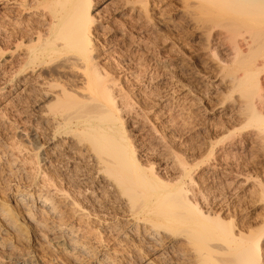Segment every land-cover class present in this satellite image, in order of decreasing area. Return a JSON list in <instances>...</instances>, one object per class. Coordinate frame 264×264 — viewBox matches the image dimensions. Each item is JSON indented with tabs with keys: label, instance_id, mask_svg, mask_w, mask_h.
<instances>
[{
	"label": "rangeland",
	"instance_id": "obj_1",
	"mask_svg": "<svg viewBox=\"0 0 264 264\" xmlns=\"http://www.w3.org/2000/svg\"><path fill=\"white\" fill-rule=\"evenodd\" d=\"M7 1L0 0V206L22 211L9 198L16 187L57 188L73 203L63 209L92 218L76 225L101 233L99 218L122 222L121 187L104 166L111 157L78 123L112 104L139 164L170 183L183 179L205 214L258 238L264 264V11L239 9L247 0L236 8L232 0H92L85 64L74 48L49 62L31 59L53 14L42 0ZM33 210L44 228L13 214L17 227L2 236L10 247L0 245V264L70 259L49 229L58 219ZM121 229L102 234L109 248L132 244L120 241Z\"/></svg>",
	"mask_w": 264,
	"mask_h": 264
},
{
	"label": "bare ground",
	"instance_id": "obj_2",
	"mask_svg": "<svg viewBox=\"0 0 264 264\" xmlns=\"http://www.w3.org/2000/svg\"><path fill=\"white\" fill-rule=\"evenodd\" d=\"M10 1L8 0L7 2L12 3ZM42 1L52 12L53 16L50 21V31L45 34L46 37L44 39L38 37L40 42H45H41L37 47L30 48L32 53L30 55L31 59L39 57L44 62H49V59L60 55L66 48H74L81 54L80 58L77 57L78 60L84 61L85 64L89 63L91 58L89 59L88 51L91 39L88 24L93 18L91 15L94 6H92V0ZM235 1L232 0V7L240 3L239 0L236 1L238 3ZM247 1L245 4L240 5L239 9H241L240 7L243 9L247 5L245 7L250 6L252 10L264 11V0ZM60 41L64 43H60ZM35 44L37 43L35 42ZM13 51L10 52V57ZM88 68L89 66L87 65ZM23 70L24 68L20 69L19 72ZM89 80L92 79L90 78ZM100 95L102 96V94L98 93L99 97ZM105 95L106 98L107 92ZM108 96L110 97L109 94ZM76 100L78 101V99ZM111 100L113 101V99ZM77 101H74L75 105ZM78 104L77 106H80ZM72 105L74 106L73 103ZM87 107L89 108V106ZM74 109L72 113L76 111ZM101 109L98 108V110ZM93 112L91 114L89 112L87 115L80 114L78 116V123H80L79 125L82 124L86 138L99 149V153H106L111 157L109 160L104 161V166L108 174L113 177L115 176V180L117 181L115 184L118 183V185L114 186L121 187V191L118 193L121 199H123L121 202L123 204L122 207H124V216L121 217L122 222L119 220L117 222L116 220L112 221L113 218L111 220L109 218H99L98 223L104 231L99 233L96 230L97 233L87 227V225H76L83 221L88 223L92 218L90 216L87 218L86 216L85 219L82 210H79L82 212H77L75 211L77 209L72 210V207H70L71 211H73L71 212L68 209H63L66 206L65 204L70 205L73 203H70L68 195L61 189L56 188L54 191L52 190L53 193H46L45 190H41L42 188L33 191L24 187H16L10 189L9 193V198L14 200V202L16 201L22 209L21 212L17 210L18 213L16 211L17 214H15L20 217L29 218V222L31 221L30 223H32V230L36 228V223V225H40L41 227L44 225V221L42 222L39 218V220L34 218L36 211L34 212L33 209L35 207L43 210V213L48 212L52 218L59 220V223H57L58 220L55 223L52 222L54 224L49 229L54 235L53 239L57 240L58 244L56 246L62 248L67 254L66 256L70 257V259L67 258L68 261L61 262L62 264H66L67 262L69 264L71 261L77 263L81 259H84L83 264H155V259L153 258V261L149 254H153L159 258L158 260L161 263L158 264H260L259 251L261 248L258 238L247 239L240 234L238 236L232 232L231 228L224 226L225 224L221 226L220 223L222 222L219 218L215 219L205 214L198 203L189 199L188 194L190 189L188 188L187 190L183 185V179L179 182L170 183L162 180L161 177L154 174L155 172L147 171L139 164L127 140L128 137L123 132L119 117L114 113L112 104H107L106 108H103L101 111ZM72 115L74 116V114ZM70 119L72 118L70 117ZM74 119L76 120L77 118ZM75 122L77 123V121ZM189 171H186V173L189 174ZM1 206L0 245L8 247L9 242L2 236L11 233L17 227L15 224L17 220L13 217L14 213L10 212L14 210H10V208L4 209ZM19 216H17L18 219ZM17 217L15 216V218ZM87 219L89 220L87 221ZM28 226L30 228V225ZM219 226L220 228H218ZM122 227H126V230L119 234L120 241H128L127 245H129L130 241L132 244L121 248H109L106 244L107 239L102 234L104 232L113 233L117 229H120L118 232L120 233L123 230L121 229ZM42 229L40 228L41 231ZM39 231L34 232L38 233ZM41 236L43 235L39 237ZM16 261H18V264H28L26 263L27 260L24 261V259H16Z\"/></svg>",
	"mask_w": 264,
	"mask_h": 264
}]
</instances>
